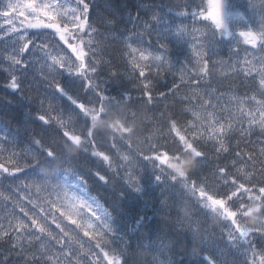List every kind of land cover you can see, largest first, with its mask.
<instances>
[{
	"label": "snow or ice",
	"instance_id": "snow-or-ice-1",
	"mask_svg": "<svg viewBox=\"0 0 264 264\" xmlns=\"http://www.w3.org/2000/svg\"><path fill=\"white\" fill-rule=\"evenodd\" d=\"M173 7L180 9L179 16L208 22L207 30H196L203 38L198 43L196 56L204 77L208 74L209 60L219 54L221 46L238 54L237 45L242 41L253 47L259 45L264 52V0H239V4L232 0H202L194 11H189V5L164 3L153 4L143 15L137 10L129 19L132 28L119 35L126 38L125 73L132 86L139 89L144 105H154L153 90L160 84L161 73L173 67L172 60L177 65L188 62L190 45L196 39L187 27L175 22L177 14L172 13ZM237 7L243 11H234ZM108 9L106 0H0V41L10 45L3 50V59L7 61L3 69L7 73L6 87L18 93L22 91V70L30 66L28 57L35 56V70L39 65L42 80L71 102L65 110L48 97L37 94L35 102L40 106L37 119L51 129L47 139L34 135L27 159L22 162L12 160L11 168L0 163V174L16 177V173H25L26 182L21 185L25 190L31 185L37 191L56 197L46 198V206L40 208L43 215L34 213L30 217L32 230L28 224L19 221L14 228L15 235L0 232V248L4 249L0 253V264H14V260L17 264H52L56 255L52 248L59 252L57 264L61 260L67 264H91L88 257L96 255L95 250L102 254L99 258H103L105 264H129L126 251L131 253L133 264H138L134 257L144 248V240H149L148 247L152 251H162L155 244L160 237L153 227L154 220L149 219V210L156 217L159 209L147 200L143 213L129 208L136 228L138 243L135 247L128 238L127 225L121 224L118 218L123 216V205L130 196L136 199L154 197L157 187L165 185L191 194L187 201L183 197H174L168 206L166 215L172 216L176 223L198 215L221 221L219 240L215 235L211 242L204 240L198 227L190 228V236L180 230L171 234L174 244L187 246L188 258L181 264H235L227 257L237 254L245 256L247 264H264V160L260 161L256 173L249 171L243 176H239V170L233 174L228 166L216 167L211 178L223 185L221 190L211 187L210 177L204 175L209 152L219 159L222 153L229 152L231 140L236 135L247 140L253 134L254 124L259 128V135L264 136V98L236 97L239 115L219 105L221 112H227V122L221 123L219 119H213V112L208 111L209 107H217L212 103L215 97L211 84H203V77L191 82H185L181 77V83L186 87L195 85L204 90L185 97L189 101H200L198 111L193 110L195 105L185 109L195 122L182 119L180 113L175 117L162 113L160 136L170 144L166 146L157 140L150 141L147 149L133 147L140 117L137 111L123 107L131 100V89L124 84V75L119 71L112 72L107 68L111 62L98 55L106 49V33L116 31L113 27L117 23L116 13ZM120 23H123L122 17ZM173 42L188 50L182 61L172 56ZM133 44H147V47H134ZM153 47L155 52L150 51ZM121 56L124 58L125 53ZM260 60L264 61V56ZM44 68L48 72H44ZM106 69L107 78L101 80ZM256 71L261 77L260 96L264 97V63ZM64 74L68 77L62 85L57 77ZM252 74L251 67L244 73L245 76ZM109 82H120L116 95L109 91ZM179 88L180 84L173 81L168 91L175 96V90ZM158 94L160 98H167L164 91ZM249 100L255 101V111L260 113L258 120L252 108L243 106ZM139 103V100L133 101V104ZM241 117L247 118L248 127L243 126ZM205 122L210 129L208 132L202 131ZM239 143L237 141V146ZM97 145L118 156L115 166L110 155L96 150ZM234 155L239 158L241 153L236 151ZM94 157L101 160L98 168H103L107 162L111 177L107 169L101 174L100 170H85L79 166L81 159L91 160L95 165ZM247 159L252 161L253 157L248 155ZM237 162L233 160L232 166ZM116 178L119 187L114 189L115 200L111 205L112 212H109L90 195L88 182L99 180L111 185ZM68 192L74 194L69 197ZM192 197L196 199L190 208L188 203ZM20 211L28 216L23 207ZM57 212L61 222H57ZM49 217L59 229L58 233L54 234L47 226ZM65 219L75 226L70 231L62 227ZM191 222L195 223V220ZM81 232L83 237L89 238L87 241L81 237ZM44 236L47 245L42 240ZM37 241L40 243L35 244ZM149 264L163 262L156 260ZM241 264L245 262L241 261Z\"/></svg>",
	"mask_w": 264,
	"mask_h": 264
},
{
	"label": "trees",
	"instance_id": "trees-1",
	"mask_svg": "<svg viewBox=\"0 0 264 264\" xmlns=\"http://www.w3.org/2000/svg\"><path fill=\"white\" fill-rule=\"evenodd\" d=\"M109 4V11L114 12V10L119 12V15L125 16L133 13L131 10L136 8L137 6H144V0H106ZM232 2L239 4V0H232ZM164 4L171 5H189V11L196 10V5L201 4L202 0H163ZM172 13L177 14L176 23L183 24L185 27L192 32V36L196 37L195 42H198L203 39L197 29H206V24L208 22L202 21L199 18H193L191 16H179L178 13L180 11L179 8L173 7L171 9ZM234 11H243L239 7L234 9ZM254 27H258V25H254ZM192 40V37H189ZM227 39V38H226ZM70 51V50H69ZM238 54H234L230 48H224L221 46L218 50V55L212 57L208 63V74L204 77V74L200 71L199 68L190 69L187 72L185 69H181L178 72L166 73L162 72V79L160 84L157 85V89L153 90V95L156 97L154 101V105H144L143 98H141V93L139 89H136L132 86L129 81L127 74H125L124 84L131 89V100L127 101L123 107L125 109L131 108L133 111H137L140 117V123L138 125V135L133 137V147H138L139 149H147L149 147V142L159 141L160 144H165L166 146L170 144V142L165 141L160 136V129L163 128L162 121L164 117L161 115L162 113L167 114L168 116H173L177 113H180L182 119H186L189 121H193V117L190 112L185 111V109L192 107L194 111L199 110L198 100L189 101L185 99V97H191L194 91H201L203 89H197L195 85L191 87H186L184 83H181V77L185 82H191L194 79H202L203 84H211V89L214 90L213 95L214 99L212 101L213 104L217 105L215 109L209 107L208 111L215 113L214 116L217 118L224 120L227 122V112H221L219 105L226 106L227 109L231 110L234 114H238L237 112V104L235 100H231L233 96L239 94L243 91V85L245 83H239L240 81H245L248 78L239 77V69L247 68V64L245 60H242L243 56L248 61L251 60V56L249 52H258L264 56V52H261L260 48L256 50L251 46H246L245 44L237 45ZM123 49L118 44L113 46L111 45V50L109 51L110 57L108 58L105 52L99 53V57L103 60L110 61V65L107 68H110L112 72L119 71L122 75L123 72L120 69L119 65L125 69V64L123 62V58L121 53ZM61 55H65V53H61ZM125 57V56H124ZM231 57V58H230ZM190 61V59L188 60ZM217 61H220L217 63ZM254 62V61H253ZM232 69H235L234 71ZM149 75H153L149 73ZM255 76H258L256 74ZM260 76V75H259ZM68 74H64L58 76L57 79L61 81L63 85L65 80L67 79ZM76 79V77H72ZM107 78V69L106 74L100 77L101 80ZM261 77H258L254 84V94L257 99H262L264 97L260 96V84L259 80ZM173 81L180 84V88L175 90V96L172 95L168 89L172 86ZM7 79H5L4 75L0 72V123H2V127L0 129V161L7 164L9 168L12 167L11 161L16 160L19 161V158L25 156L27 159V154L30 152V146L32 143L33 136H39L44 138L45 140L48 137L50 132V126L46 125L47 128H42L40 123L43 125L39 119H37V115L40 111V106L35 102V97L37 94L48 97L53 103L60 105L61 108L66 109L70 105V101L67 100L66 97L62 96L60 92H58L54 88L46 87L42 88L41 91L33 90L30 86L23 87L21 92L12 91L10 88L6 87ZM121 84L120 82L112 83L109 82V91L112 95H116V93L120 90ZM164 91L167 93V98H160L158 92ZM30 97V99L28 98ZM83 99V97H82ZM246 99V98H245ZM139 100V104H133V101ZM222 101H225L221 104ZM247 102H255V101H247ZM4 104V105H2ZM245 108H252L257 120L260 117V113L255 111V105L245 103L243 105ZM14 112L15 117L11 116V113ZM244 121L243 126L248 127V122L246 117H241ZM39 120V122H37ZM206 123L204 124L202 131L208 132L210 129L206 127ZM76 126V125H74ZM252 127L255 128L256 132L259 135V128L254 124ZM166 132L167 130L164 129ZM7 137V139H4ZM259 139H264V136L259 135ZM232 141L234 142L232 149L228 153H222L221 157L218 159L213 156L211 152H209L208 163L206 165V170L204 171V175L209 176V185L213 187L215 190H221L223 185L217 183L214 179L211 178V172L215 170L216 167L219 166H228L231 168L233 174L237 173L239 166L242 163L247 164L246 162H252L254 160L255 155L250 150L253 141L250 136H248L247 140H244L240 136L236 135ZM237 141H240L237 146ZM138 142V143H137ZM25 147V148H24ZM27 150V152H25ZM97 151H105L108 153L106 147H101L97 145ZM239 151L241 156L237 158L234 153ZM251 155L253 157L252 161H248L247 156ZM229 157L228 159H224V157ZM96 160V164L94 165L91 160L81 159L79 162V166L84 168L85 170L95 171L98 168L99 162L101 163L100 158L94 157ZM241 159L242 163H238ZM246 161L244 162L243 161ZM233 160L238 161L237 164L233 167ZM253 163V162H252ZM105 167H108L107 162L103 164ZM256 169L260 166V161L255 160ZM253 164H248V172L251 171ZM103 174L104 168L102 169ZM252 173H256L253 171ZM109 175V174H108ZM4 177H7L6 179ZM110 177V176H109ZM26 182V177L24 172L16 173V177L8 176L7 174H3L1 177L0 183V232L7 231L11 232L15 235L14 228L17 222L23 221L27 223L26 217L24 213L20 211L23 207L28 215H33L34 213L43 215L40 212V208L46 206V198L47 199H55V194L49 196L48 192H40L37 189L29 187L25 190L22 188V184ZM119 187L118 179H116L111 185H105L103 182L99 180H89L88 182V191L90 195L92 194L95 197L100 205L112 212V203L115 200L114 189ZM19 188V189H18ZM12 192H11V191ZM159 192L166 195V198L162 202V206L164 209H161L162 217H150V220L153 221V227L158 233L160 239L155 240L156 247L160 248L161 252L152 251L149 247V240H144V248L140 250L139 253L134 257L135 261L138 264H149V262H154L156 260L163 262V264H181V261L187 260V246L184 243H181L179 246L172 242L171 234L176 230H180L185 233L186 236H190V228H199V235L204 240L211 242L213 239V235L217 240L220 239V228L221 221L219 219L213 218L212 216H208L205 218L203 215H198L190 218L189 220H185L183 223H176L172 216L166 215V210L169 205L173 203L174 197H183L185 201L188 200V197L191 195L190 193H183L178 189H173L170 186L166 185L159 189ZM13 193H16L13 195ZM65 195V194H61ZM69 195V192L66 193ZM39 197V199H38ZM15 198V199H9ZM1 199H3L1 201ZM195 197H192L191 201L188 203V206L191 208L195 203ZM31 201V203H29ZM35 205H40V207H35ZM132 202L126 201L123 205L124 209L131 208ZM55 211V209H52ZM115 215V213H113ZM121 224L127 225L128 230V238L131 240L133 247H135L138 243L137 239H135L136 228L133 227V221H126L124 223V217L118 218ZM192 219L195 220V223H192ZM59 221L60 217H59ZM11 225V227H10ZM175 225V227H173ZM62 227L69 228L62 222ZM70 231V230H69ZM147 235V233H144ZM81 237H83V233H80ZM89 239L88 237H86ZM155 239V238H153ZM226 239V233H225ZM35 244H39L40 242H34ZM45 245H47L45 243ZM259 247V246H257ZM53 253L56 255L52 259V264H57V260L59 259V252L57 248L51 249ZM4 249L0 248V253H3ZM96 255L102 256L99 253V250H95ZM30 255V253H29ZM93 255L94 259L89 258L91 264H105V260L102 258ZM251 253H249V257ZM125 257L129 259V264H133V257L130 252H125ZM74 259H77L74 257ZM229 261H234L235 264H241V261H244L247 264V258L243 255H233L227 257ZM14 264L17 262L14 260ZM60 264H67V261H60Z\"/></svg>",
	"mask_w": 264,
	"mask_h": 264
},
{
	"label": "rangeland",
	"instance_id": "rangeland-1",
	"mask_svg": "<svg viewBox=\"0 0 264 264\" xmlns=\"http://www.w3.org/2000/svg\"><path fill=\"white\" fill-rule=\"evenodd\" d=\"M6 66H7V62H5V61H1V63H0V69H1L2 71H3V69H4ZM4 72H5V71H4ZM26 73H27V71H23L21 76L26 77V76L28 75V74H26ZM22 86H23V87H29V86H30L33 90H38V91H41V89H42L41 85H39L38 83L23 82V83H22ZM2 105H4V104H2ZM11 116H14V117H15L14 112L11 113ZM0 126L2 127V123H0Z\"/></svg>",
	"mask_w": 264,
	"mask_h": 264
}]
</instances>
